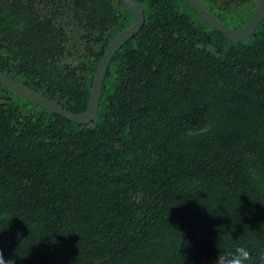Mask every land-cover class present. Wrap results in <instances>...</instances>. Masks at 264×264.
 Masks as SVG:
<instances>
[{
	"label": "trees",
	"instance_id": "1",
	"mask_svg": "<svg viewBox=\"0 0 264 264\" xmlns=\"http://www.w3.org/2000/svg\"><path fill=\"white\" fill-rule=\"evenodd\" d=\"M144 24L76 124L0 84V252L13 264H264V18L244 41L184 0ZM237 31L260 0H196ZM132 17L120 0H0V73L79 115Z\"/></svg>",
	"mask_w": 264,
	"mask_h": 264
},
{
	"label": "water",
	"instance_id": "2",
	"mask_svg": "<svg viewBox=\"0 0 264 264\" xmlns=\"http://www.w3.org/2000/svg\"><path fill=\"white\" fill-rule=\"evenodd\" d=\"M120 1L129 11L132 17V24L130 27L119 33L113 39V41L106 49L104 55L102 56L99 64L97 65L92 82L90 102L86 112L79 115L73 114L63 109L59 105L45 99L44 97L37 95L23 85L9 80L1 73L0 84L18 94L19 96L25 98L26 100L30 101L32 104L38 106L39 108L56 114L70 122L84 125L93 121L100 102L103 78L112 57L128 40H130L135 34L139 32L142 25L144 24V17L133 0ZM184 2L189 6L191 10L196 13L198 17L202 19V21L208 27L218 31L227 39L232 41L239 42L246 40L255 32L260 22L264 18V0H260L247 23L241 29L234 31L223 25L218 19L208 13L196 0H184Z\"/></svg>",
	"mask_w": 264,
	"mask_h": 264
},
{
	"label": "clouds",
	"instance_id": "3",
	"mask_svg": "<svg viewBox=\"0 0 264 264\" xmlns=\"http://www.w3.org/2000/svg\"><path fill=\"white\" fill-rule=\"evenodd\" d=\"M252 255L250 251L243 246H237L234 251L228 254L219 253L215 264H251ZM0 264H13L11 260H5L2 252H0Z\"/></svg>",
	"mask_w": 264,
	"mask_h": 264
},
{
	"label": "rangeland",
	"instance_id": "4",
	"mask_svg": "<svg viewBox=\"0 0 264 264\" xmlns=\"http://www.w3.org/2000/svg\"><path fill=\"white\" fill-rule=\"evenodd\" d=\"M204 264H215V261H211V262H206Z\"/></svg>",
	"mask_w": 264,
	"mask_h": 264
}]
</instances>
